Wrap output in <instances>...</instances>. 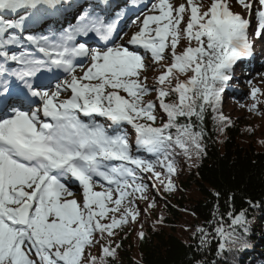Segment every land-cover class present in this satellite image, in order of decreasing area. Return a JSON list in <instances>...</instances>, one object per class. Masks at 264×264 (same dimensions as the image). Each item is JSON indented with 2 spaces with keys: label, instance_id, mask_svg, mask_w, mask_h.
<instances>
[{
  "label": "snow or ice",
  "instance_id": "obj_1",
  "mask_svg": "<svg viewBox=\"0 0 264 264\" xmlns=\"http://www.w3.org/2000/svg\"><path fill=\"white\" fill-rule=\"evenodd\" d=\"M59 3L0 0V264H113L121 247L115 230L137 221L136 201L145 202V213L154 209L150 189L176 191L175 157L205 154L207 110L220 132L231 126L219 106L234 66L253 56V19V35L264 38V0H154L142 20L131 21L137 30L126 42L115 36L125 12L109 20L112 5L97 0L58 37L25 35ZM90 34L100 47L77 40ZM25 41L34 51H20ZM169 56L150 87L149 58L159 64ZM52 80H59L54 89ZM152 92L155 101L146 100ZM258 94L252 86L256 102L248 110L264 115ZM156 101L167 117L160 126ZM226 215L209 222L218 253L248 248L246 210ZM196 231L206 247L209 233Z\"/></svg>",
  "mask_w": 264,
  "mask_h": 264
},
{
  "label": "trees",
  "instance_id": "obj_2",
  "mask_svg": "<svg viewBox=\"0 0 264 264\" xmlns=\"http://www.w3.org/2000/svg\"><path fill=\"white\" fill-rule=\"evenodd\" d=\"M156 103L155 126H160L167 117ZM212 117L209 108L204 125L205 154L192 159L183 154L175 157L178 174L172 179L176 191L164 193L161 188L154 209L115 230L114 244L121 247L113 264H264V128L254 132L249 122L233 117V124L220 132ZM251 133L262 142L251 138ZM240 210H246L250 246L218 253L215 225L209 222L221 214L227 221L228 211ZM197 227L209 233L204 248ZM140 231L143 240L137 236ZM92 251L99 255L98 249Z\"/></svg>",
  "mask_w": 264,
  "mask_h": 264
},
{
  "label": "rangeland",
  "instance_id": "obj_3",
  "mask_svg": "<svg viewBox=\"0 0 264 264\" xmlns=\"http://www.w3.org/2000/svg\"><path fill=\"white\" fill-rule=\"evenodd\" d=\"M172 2L173 3H175V4H179V3H182V2H184V0H172ZM203 2L205 3V4H207L208 2H209V0H203ZM234 6L236 7V11L237 12H241V14H244V11H243V9L242 8H240L239 6H237V5H235L234 4ZM247 18V17H246ZM256 27V21H255V19H253V21H252V27L250 28V29H254ZM127 29H129V28H127ZM126 29V30H127ZM126 30L124 31V34H125V32H126ZM124 34H122V35H124ZM258 41H259V39H256L255 40V44L257 45V46H260L261 44L260 43H258ZM182 44H184L185 46L187 45V41H182V43H181V45L180 46H182ZM193 46H195V44H194V42H193ZM149 64L151 65L150 67H149V69H148V71L146 72V73H144V75H147V77H150V73L151 72H153V68H154V66H155V64H153L152 62H151V60H149ZM242 67L243 66V64H238V66H234V69L235 68H237V67ZM263 68H264V66H263ZM256 72H254V73H252V77H250L249 78V80H251L252 81V85L254 84V86H257V87H260L261 88V90H262V92L264 91V83H261V79L260 80H257V77L255 76L256 74H255ZM182 79V78H181ZM248 80V81H249ZM238 84H241V81L243 82L244 80H243V77H239V79H237V80H235ZM227 85H230L229 83H227ZM252 85H250V84H247L246 85V90H244V91H241V92H238L237 93V95L238 96H233V94H232V92L233 93H235L233 90H231V92L229 91V89L228 88H225V95L228 97H231L235 102H242V107H243V104L245 103V101L247 100V99H249V96H250V90H251V87H252ZM149 86H151L150 84H149ZM236 86H238V85H236ZM151 94H153V96L152 97H154L156 94H155V92H152ZM65 98V96L64 95H62L61 97H60V99H64ZM262 113H264V112H262ZM235 114V113H234ZM254 121L253 122H249L248 123V125H250L251 126V129L252 130H254L255 128L256 129H260V128H264L263 126H264V115H261V114H254ZM238 123H240L239 121H238ZM256 126V127H255ZM126 127H130V126H127L126 125ZM255 129V130H256ZM255 130H254V132H255ZM244 134V133H243ZM254 138L255 137V139H258L259 141H261L262 142V138L261 137H258V135L257 134H254V133H251V138ZM264 138V137H263ZM145 183H148V180L145 178V181H144ZM149 184V183H148ZM157 200V199H156ZM139 205H138V207L139 208H141L142 209V204H141V202L140 203H138ZM144 205H146L145 203H144Z\"/></svg>",
  "mask_w": 264,
  "mask_h": 264
},
{
  "label": "bare ground",
  "instance_id": "obj_4",
  "mask_svg": "<svg viewBox=\"0 0 264 264\" xmlns=\"http://www.w3.org/2000/svg\"><path fill=\"white\" fill-rule=\"evenodd\" d=\"M27 42H24V45L26 44Z\"/></svg>",
  "mask_w": 264,
  "mask_h": 264
}]
</instances>
